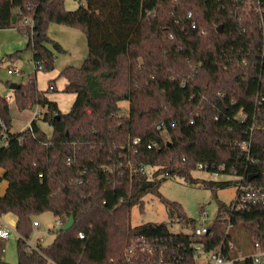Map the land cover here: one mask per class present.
I'll return each mask as SVG.
<instances>
[{"label":"trees","instance_id":"obj_1","mask_svg":"<svg viewBox=\"0 0 264 264\" xmlns=\"http://www.w3.org/2000/svg\"><path fill=\"white\" fill-rule=\"evenodd\" d=\"M65 1L0 0V29L27 36L35 72L53 70L56 52H65L51 23L81 28L88 46L81 66L60 73L64 91L76 94L68 112L35 73L14 98L45 111L13 131L0 93V223L13 213L18 234L17 263L0 264H202L198 247L253 264L256 243L264 248V0H80L73 10ZM201 163L211 177L194 175ZM171 177L238 187L220 203L211 234L196 235L197 221L167 199L170 222L190 232L131 223L132 207L149 193L163 198L160 185ZM45 211L63 224L52 243L32 245L34 216Z\"/></svg>","mask_w":264,"mask_h":264},{"label":"rangeland","instance_id":"obj_2","mask_svg":"<svg viewBox=\"0 0 264 264\" xmlns=\"http://www.w3.org/2000/svg\"><path fill=\"white\" fill-rule=\"evenodd\" d=\"M80 0H66L65 6L67 9H76ZM50 37L59 41L65 48V52H56L55 68L51 71H37L33 60L31 49L26 48L27 36L16 28L0 29V93L5 97L12 95L10 101L12 130H24L32 118L36 109L45 111V108L37 105L28 108H20L14 98V89L10 88L11 83L27 82L30 75L37 74V82L40 89L47 91L46 94L51 98L57 97L58 103L64 112H68L76 98L74 93L64 91L66 79L61 76V71L69 65L81 66L87 57L88 46L84 31L78 27H72L57 23H51L48 28ZM53 48V47H52ZM54 49V48H53ZM21 50L20 55L14 59L8 57L9 54ZM9 65L18 67L21 70L19 74L8 73ZM56 78V90H47L49 87L50 77ZM49 77V78H48ZM122 113L129 111V102L127 100L120 101ZM39 125L45 130L48 135L53 132L52 126L48 121L38 119ZM3 172L0 169V174ZM199 178L211 177L210 172L206 170H197L193 172ZM7 181L3 180L0 183V193L5 191ZM237 186L230 185L224 188L212 189L206 187L201 182L188 183L178 177L167 178L162 181L159 192L161 197L155 193H149L144 197L143 205H135L131 209V223L138 225L146 222H170L169 209L163 199L177 201L180 203L186 215L201 221L204 213L207 216V224L217 214V210L221 202L231 203L237 193ZM34 219L39 222V225L34 226L30 242L35 243L38 239L43 245H48L53 242L56 236V229L60 227L58 217L52 211H45L34 216ZM14 227V226H13ZM170 229L174 232H190L191 226L184 222H170ZM17 240L18 234L13 229L7 239L0 240V246L3 245L6 251L0 254L4 260L17 263ZM203 258V257H202ZM200 258V261L203 259Z\"/></svg>","mask_w":264,"mask_h":264},{"label":"built area","instance_id":"obj_3","mask_svg":"<svg viewBox=\"0 0 264 264\" xmlns=\"http://www.w3.org/2000/svg\"><path fill=\"white\" fill-rule=\"evenodd\" d=\"M38 68H42L41 65L38 66ZM8 73L10 74H19L21 73V70L18 67H11L8 69ZM50 88H53V86H50ZM6 99L8 101H11L13 99V96H7ZM42 116V112L40 109H36L35 113H34V117L38 118ZM28 127L31 128V123L29 122V124L27 125ZM0 127L4 128L5 127V122L0 119ZM158 129H164L165 130V125L164 123H160L157 126ZM139 140V138H136L135 141L137 142ZM150 146V145H149ZM198 168L200 170H203L205 168L204 164H199ZM213 177H220L219 172H214L213 173ZM248 195L251 196V194ZM59 224H63V221L61 219H58ZM35 225H39L38 221L34 222ZM14 229V227L1 220L0 223V240H4L7 239L10 234L12 233V230ZM195 234L196 235H206V234H211V226L210 224H207V216L206 213H204L201 217V221H197L196 223V227L194 229ZM81 237H83V234H80ZM32 245H34L33 242H31ZM256 249L254 251L253 254H251V258L253 259V264H264V248L260 245V243H256ZM197 250L199 251V253L202 255V264H233L234 259L230 258V257H226L224 256L221 251H212V252H205L201 247H198ZM6 251V248L1 245L0 246V254L4 253Z\"/></svg>","mask_w":264,"mask_h":264},{"label":"crops","instance_id":"obj_4","mask_svg":"<svg viewBox=\"0 0 264 264\" xmlns=\"http://www.w3.org/2000/svg\"><path fill=\"white\" fill-rule=\"evenodd\" d=\"M31 61H33L32 59H31ZM11 67H16V66H13V65H9V67H8V69L9 68H11ZM49 78V77H48ZM51 79H53V76H51L50 77ZM66 83V82H65ZM56 84V83H55ZM57 86V85H56ZM76 94H73V96H75ZM8 96H10V95H8ZM49 98H51V96H49ZM52 99V98H51ZM57 99V97H55V98H53L52 100H55V101H57V103H58V100H56ZM58 106H59V108L61 109V107H60V105H59V103H58ZM62 110V109H61ZM63 111V110H62ZM64 112V111H63ZM1 220L2 221H5V222H7V223H9V224H11L12 226H14L15 227V225H16V221H17V217L13 214V213H7V214H5V215H3L2 217H1Z\"/></svg>","mask_w":264,"mask_h":264},{"label":"water","instance_id":"obj_5","mask_svg":"<svg viewBox=\"0 0 264 264\" xmlns=\"http://www.w3.org/2000/svg\"><path fill=\"white\" fill-rule=\"evenodd\" d=\"M219 31L222 30V25L219 26ZM19 83H11L10 88L12 89H16L17 87H19ZM74 223V217L70 216L69 219L65 222V224L62 226L63 229H68L70 228Z\"/></svg>","mask_w":264,"mask_h":264}]
</instances>
